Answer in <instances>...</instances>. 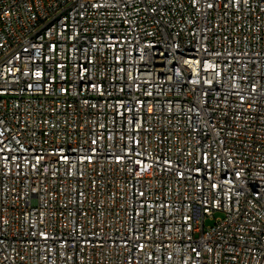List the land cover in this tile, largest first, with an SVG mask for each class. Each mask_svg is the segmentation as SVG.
Masks as SVG:
<instances>
[{
    "label": "built area",
    "instance_id": "obj_1",
    "mask_svg": "<svg viewBox=\"0 0 264 264\" xmlns=\"http://www.w3.org/2000/svg\"><path fill=\"white\" fill-rule=\"evenodd\" d=\"M0 264H264V0H0Z\"/></svg>",
    "mask_w": 264,
    "mask_h": 264
},
{
    "label": "rangeland",
    "instance_id": "obj_2",
    "mask_svg": "<svg viewBox=\"0 0 264 264\" xmlns=\"http://www.w3.org/2000/svg\"><path fill=\"white\" fill-rule=\"evenodd\" d=\"M214 216H215V218H219V217H221L222 215H221V213L216 212ZM214 222H215L214 219H206V226H211V225L214 224Z\"/></svg>",
    "mask_w": 264,
    "mask_h": 264
},
{
    "label": "snow or ice",
    "instance_id": "obj_3",
    "mask_svg": "<svg viewBox=\"0 0 264 264\" xmlns=\"http://www.w3.org/2000/svg\"><path fill=\"white\" fill-rule=\"evenodd\" d=\"M36 75H37V76H39V75H40V73H39V72H37V73H36Z\"/></svg>",
    "mask_w": 264,
    "mask_h": 264
}]
</instances>
